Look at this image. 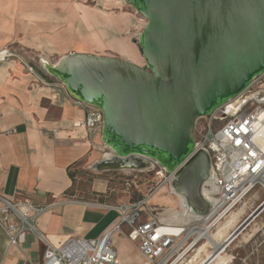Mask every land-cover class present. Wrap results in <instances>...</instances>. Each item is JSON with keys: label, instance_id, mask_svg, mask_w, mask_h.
<instances>
[{"label": "water", "instance_id": "1", "mask_svg": "<svg viewBox=\"0 0 264 264\" xmlns=\"http://www.w3.org/2000/svg\"><path fill=\"white\" fill-rule=\"evenodd\" d=\"M126 1L147 19L141 41L135 40L146 61L143 66L118 57L73 53L50 75L75 99L102 109L103 141L115 154L147 156L169 174L190 157L179 188L199 201L200 183L214 167L210 152L196 148V123L216 110L221 119L237 113L240 105L227 113L218 111H225V103L264 72V0ZM126 168L141 170L130 163ZM263 211L264 200L226 245Z\"/></svg>", "mask_w": 264, "mask_h": 264}, {"label": "crops", "instance_id": "2", "mask_svg": "<svg viewBox=\"0 0 264 264\" xmlns=\"http://www.w3.org/2000/svg\"><path fill=\"white\" fill-rule=\"evenodd\" d=\"M37 2L0 0V194L13 200L29 199L35 204L54 203L38 218L37 226L50 243L60 246L69 238H98L119 218L118 211L107 205L69 199L74 179L81 169L94 168L95 162L97 165L110 149L104 146L101 130L88 131L76 125L85 119L87 109L66 86L50 74L56 82L42 83L21 57L33 50L40 40L50 43L49 49L68 50L78 36H84L85 43H93L97 48L109 45L119 56L137 63L138 59L139 64L142 55L137 54L126 37H113V40L109 31H100L97 14L86 10L87 17L81 12L72 17V9L68 23L81 17L87 28L78 27L67 33L58 27L59 22H53L58 17L46 8H38ZM109 18L116 32L119 27L123 30L122 26L129 29L133 23L129 15ZM84 30L88 33L86 37ZM107 40L111 41L108 45ZM108 185L109 181L94 183L95 188H108ZM256 193L258 191L254 196ZM154 195V204L176 203L172 195L164 198ZM158 219L161 220L160 216ZM185 222L174 223L186 225ZM117 239L132 244L122 235L113 237L121 259L133 264L123 258L122 251L116 247ZM44 250V242L34 233L22 234L19 244L9 247L8 238L0 227V264L40 263Z\"/></svg>", "mask_w": 264, "mask_h": 264}, {"label": "built area", "instance_id": "3", "mask_svg": "<svg viewBox=\"0 0 264 264\" xmlns=\"http://www.w3.org/2000/svg\"><path fill=\"white\" fill-rule=\"evenodd\" d=\"M238 97L240 101L236 106L241 108L235 115L217 118L216 110L204 116L205 122L195 127L196 148L210 152L216 173L213 193L216 204L208 218L186 225L159 220L149 204L160 188L158 186L136 200L108 205L118 211L119 218L98 238H69L55 246L37 226L38 218L54 203L35 204L29 199L13 200L0 194V227L8 238V246H17L22 234L34 233L44 242L45 250L40 263L30 261V264H128L114 246L113 237L118 234L138 248L146 264H194V250L206 241L205 234L198 237L196 230L204 225L214 228L264 181V72L254 77ZM77 102L86 107L87 114L76 125L84 126L88 131L102 130V109L80 100ZM250 103L251 109L246 110ZM104 146L109 148L106 143ZM155 165L160 168L157 174L168 182L171 174L159 163Z\"/></svg>", "mask_w": 264, "mask_h": 264}, {"label": "rangeland", "instance_id": "4", "mask_svg": "<svg viewBox=\"0 0 264 264\" xmlns=\"http://www.w3.org/2000/svg\"><path fill=\"white\" fill-rule=\"evenodd\" d=\"M36 1H38L36 3V6L38 8L42 10L46 8L49 12H53L54 17H58L57 19L54 18L53 22H59L58 27L62 30H66L67 33H72V30H75L76 28L78 29V27L87 28L86 23H83L81 17H78L77 19L73 20V23L71 24L68 23L67 18L69 17L72 9V17H74L80 12L83 16L87 17L88 13L86 12V10L97 14L100 17L101 21V24L98 28L100 29V31H109L111 39L113 37H126L131 43H133L134 47L136 48L137 54L142 55L139 51L135 39H138L139 35L146 27L147 20L129 2L124 0ZM110 2H115V4ZM74 6L75 9L73 8ZM120 15L131 16L133 19V23L129 29H127L126 26H122L123 30H121L119 27V30L116 32L115 24L109 17L111 16L114 18L119 17ZM84 33L86 37L88 33L85 30ZM48 45H50V43L40 40V43L35 45V48L33 50L30 49L29 53H24V58L21 57L22 61H24V63L26 64V67L27 65L30 66L27 67L29 71L31 70L32 74H34L36 78L42 83L50 84L56 82V79H54L55 77L50 78L49 74L53 73L50 71L47 64H55L62 55L67 54L68 51L70 53V50L74 53H84L110 57L114 56L131 61L116 54L112 49H110L111 47L108 45V42V47L97 48L93 43H85L84 36H78V39L75 40L72 44H70V49L64 50L62 52L49 49ZM141 58L142 59L140 61V64L138 59H136V61H138L139 65L143 66L145 64V60L143 59V56ZM251 107L252 104L250 103L245 109L249 110L251 109ZM232 116H228V118ZM205 120V118L201 117L197 121L196 125L198 123L205 122ZM222 123L223 121L219 122L218 124ZM101 131H103V129ZM195 135L197 137L196 129ZM94 168L101 170V172L95 170ZM94 168L89 169L87 167H84L83 169H81V171L77 174L76 178L74 179L73 187L71 188L69 193L70 198L69 196H67L69 199L103 206L115 205L121 202L136 200L147 195L152 189H155L158 186H160L159 189L161 190L164 189V187H168L169 184L168 182H165L164 176L157 174V171H159L160 168L156 165L154 166V168H148L140 171H132L130 173L125 172L124 170L120 171L115 169H100L97 167L96 162L94 164ZM96 181H109L108 188H102L101 186L95 188L94 183H96ZM101 189L104 190L101 191ZM257 191L258 193H256V195L254 196V193ZM156 198H158L157 195ZM263 200L264 188L261 184H258L245 199V202H247V206L243 215L240 218V223H242ZM154 202L156 201H154L152 198L150 201L151 208L155 210L157 217H159L161 212L167 206V204L161 206V204H154ZM117 241L118 244L116 245V247H118L119 251H123L126 254L133 252L143 258V264L147 263L146 259L139 253V250L136 246L127 245L124 242L120 243V240L118 239ZM204 242L205 241L201 242L196 248H198ZM208 249L211 251L213 248L208 247ZM226 249V253L232 256L233 263L264 264V211Z\"/></svg>", "mask_w": 264, "mask_h": 264}, {"label": "bare ground", "instance_id": "5", "mask_svg": "<svg viewBox=\"0 0 264 264\" xmlns=\"http://www.w3.org/2000/svg\"><path fill=\"white\" fill-rule=\"evenodd\" d=\"M124 1H126V0H124ZM141 34L139 35V37L137 39L138 41H141ZM105 35L107 36V34H105ZM109 42H111V41H109ZM73 53L74 52H70V53L62 55L60 57V59L53 65L47 64L50 71L53 74H55L54 73L55 72L54 67L57 66L61 62V60H63V58L68 57L69 54H73ZM76 54H79V53H76ZM143 59H144V57H143ZM132 62H134V61H132ZM134 63L138 64L137 62H134ZM145 63H146V61H145ZM238 99H239L238 95L236 97L229 99V101H227V103H225V104H229L227 106V109L225 111H221V110L218 111V114H222L221 112L227 113V112L232 111L233 107H235L236 104L240 101ZM262 130L264 131V124L262 125ZM109 149L111 151L106 152L104 154L103 158H101L97 161V167L98 168H100V169H109V168L110 169L111 168L112 169H122L125 172L130 173V170H128L126 168L128 163L139 166L141 168V170L148 169V168H154V164L157 163L155 160L152 161L147 156H143L140 154L134 155L133 157H130V155L129 156L128 155L127 156H119V155L115 154V150L112 149L110 146H109ZM262 149L264 151V142L262 144ZM116 150L119 151L118 149H116ZM189 158L190 157L185 159L184 163L181 166L182 167L181 169L179 168L180 166H178V168H179L178 172H175V170L170 171L171 175L169 178L170 182L168 184V187H164V189L159 190L158 193L156 194L157 197L172 195L175 199V202H176L174 205H168V203H167V206L161 212L160 219L164 222L174 223V222H185V221H188L190 218H194V219H198V218L203 219L204 217L208 218V216H210V213H212V209L215 207L216 199L213 196V193L215 192V187H214L213 181L211 180V178L215 177V172L212 169L209 170L208 178L203 180L200 183L199 193H200V199L201 200L198 201L196 199H193L189 196V194L187 192H185V191L183 192L180 190L179 184H181L180 186L183 189V183H182L183 171L186 168V162L189 160ZM263 160H264V158H263ZM209 167H210V164H209ZM154 170H156V169H154ZM261 185L264 188V181H262ZM168 198H170V197H168ZM206 202H207V204H203ZM162 206H164V205L162 204ZM246 206H247V202H244L242 205H240L236 209L232 210L230 213H228V215H226L225 218L220 220L218 222V224L216 226H214V228L212 227V225L211 226L204 225L202 229L196 230L198 237L205 234L204 237H205L206 241L194 250V257H193V263L194 264L205 263L207 258H209L210 255L216 249H218V251H220V252L217 253V255L214 257V259L211 262H209V263L206 262L205 264H207V263L208 264H233L232 256L226 253V250H227L226 248L231 243L226 245L227 242H225V241L229 238L231 233L241 224L240 218L243 215V213L246 209ZM212 216L213 215H211L210 218H212ZM196 238L194 239L195 241L193 240L194 242L197 241ZM208 247H211L213 249L210 251L208 249ZM122 249H124V248H122ZM122 256L126 261L133 262L134 264H143V262H144L143 258H141L139 255H137L133 252L126 255L122 251Z\"/></svg>", "mask_w": 264, "mask_h": 264}]
</instances>
